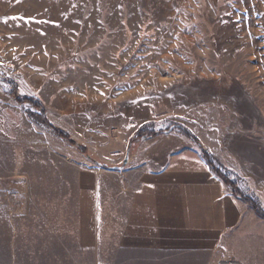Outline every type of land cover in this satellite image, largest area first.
<instances>
[{"label":"rangeland","instance_id":"rangeland-1","mask_svg":"<svg viewBox=\"0 0 264 264\" xmlns=\"http://www.w3.org/2000/svg\"><path fill=\"white\" fill-rule=\"evenodd\" d=\"M0 75L99 161L122 151L128 116L165 107L264 190V0H0ZM12 86L0 78V134L14 152L29 141L83 154L30 118L39 110Z\"/></svg>","mask_w":264,"mask_h":264},{"label":"crops","instance_id":"crops-1","mask_svg":"<svg viewBox=\"0 0 264 264\" xmlns=\"http://www.w3.org/2000/svg\"><path fill=\"white\" fill-rule=\"evenodd\" d=\"M157 112L128 116L123 158L139 131L157 134L119 170L51 152L45 143L28 141L14 152L13 137L0 134V180L20 196L19 203L3 201L0 191V264H264V218L211 170L199 145L177 129L165 132L174 126L168 108ZM80 143L89 148L88 140ZM202 145L245 177L240 189L264 209L250 168ZM114 152L102 160L122 163Z\"/></svg>","mask_w":264,"mask_h":264},{"label":"trees","instance_id":"trees-1","mask_svg":"<svg viewBox=\"0 0 264 264\" xmlns=\"http://www.w3.org/2000/svg\"><path fill=\"white\" fill-rule=\"evenodd\" d=\"M0 78L13 85L12 86L13 90L11 92V95L15 98V100L19 104L27 103L31 107L39 110L40 113H36L33 110H28L27 113H28L30 118L38 121V123H42V124H45V125H48L49 127H51L61 138L69 141V143L71 145L75 146L77 149H79L87 157L92 156L90 150L88 149V147L85 144H81V143L77 142L67 131H65L62 128L55 125L48 118L47 108L41 100H39L35 97L27 96V95L21 96L19 94L16 86H15V82L11 78H8V77L3 76V75H0ZM174 129H178L180 131V133H182L183 135L188 137L190 140H192L194 143L199 145V147L201 148L203 155H204L207 163L209 164L211 170L219 178H221L225 184H227L228 186L231 187V189H232V191L236 197L247 202L249 205H251L253 207V209L256 211V213L260 217L264 218V209L262 208L259 200L253 196L246 195L245 193L242 192V190L240 189V187L238 185V182L233 178L231 171L226 169L224 166H222L219 163V161L215 158V156H213L210 152L205 150V148L203 147V145L201 143V140L188 127L183 126V125H174ZM169 131H170V129L165 131V132H169ZM165 132H161V133H165ZM156 134H157V132L147 133L143 130L139 131L135 136H133L130 139L128 152L130 154H132L135 151V149L137 148V146L139 145V143L143 140L144 137L147 138V137L154 136ZM92 157L94 159H96L94 156H92ZM98 165H100L101 167L106 168V169H114V168L120 169L119 167L122 164L113 165V164L105 162V161H100V163Z\"/></svg>","mask_w":264,"mask_h":264},{"label":"built area","instance_id":"built-area-1","mask_svg":"<svg viewBox=\"0 0 264 264\" xmlns=\"http://www.w3.org/2000/svg\"><path fill=\"white\" fill-rule=\"evenodd\" d=\"M113 154L115 157L123 158L120 150H116ZM0 191H1V198H3L5 201L12 199L16 203H19L20 196L18 195V193L14 192L12 189H7V188L0 186ZM220 264H239V263L232 259H225L224 261L220 262Z\"/></svg>","mask_w":264,"mask_h":264},{"label":"water","instance_id":"water-1","mask_svg":"<svg viewBox=\"0 0 264 264\" xmlns=\"http://www.w3.org/2000/svg\"><path fill=\"white\" fill-rule=\"evenodd\" d=\"M172 130H174V126H172V127L170 128V131H172ZM145 138H146V137H144L143 139H145ZM130 155H131V154H130L129 152L126 154V156H125L123 162L121 163L122 165L119 167L120 169H124V168L126 167V165L129 163ZM94 162H95L96 164H99V163H100V161L97 160V159H94ZM119 165H120V164H119ZM114 170H117V169L114 168ZM118 170H119V169H118ZM0 186H1V187H4V188H7V189H12V188L10 187V185L8 186V184H7L6 182L2 181V180H0Z\"/></svg>","mask_w":264,"mask_h":264},{"label":"snow or ice","instance_id":"snow-or-ice-1","mask_svg":"<svg viewBox=\"0 0 264 264\" xmlns=\"http://www.w3.org/2000/svg\"><path fill=\"white\" fill-rule=\"evenodd\" d=\"M13 19H16L15 17H13ZM28 19H33V18H28Z\"/></svg>","mask_w":264,"mask_h":264}]
</instances>
